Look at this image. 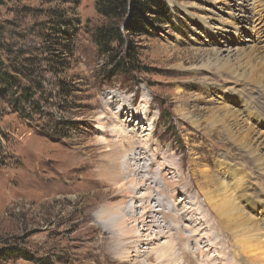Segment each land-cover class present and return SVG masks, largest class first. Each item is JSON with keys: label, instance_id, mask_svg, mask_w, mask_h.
Wrapping results in <instances>:
<instances>
[{"label": "rangeland", "instance_id": "obj_1", "mask_svg": "<svg viewBox=\"0 0 264 264\" xmlns=\"http://www.w3.org/2000/svg\"><path fill=\"white\" fill-rule=\"evenodd\" d=\"M160 1L162 11L154 8L157 12L147 15L158 21L144 25L142 32L121 33L122 42L113 43L109 54H100L93 35L110 22L97 13L96 0H0V76L12 79L9 85L0 84V250L16 248L29 257L0 264H94L92 253L106 246L110 252L103 253L112 264H158L146 258L168 242L176 256L181 252L175 264H187L182 257L186 243L176 246L177 234L180 230L185 236L198 234L184 230V225L176 227L170 217L166 223L171 233L161 229L164 237L150 245L149 239L159 232L154 227L121 240L126 251L119 255L128 256L125 263L116 257L115 238L90 226H95L96 212L107 209L113 215L117 212L110 210L123 204H131L138 218L146 211L140 198L152 192L156 196L159 190L169 197L175 191L174 199L165 202L169 206H178L187 197L193 210L207 214L196 186L202 161L218 176L219 162L234 172L244 171L238 192L247 196L245 210L257 223L264 220V193L256 197V191H264V179L256 173L254 177L238 146L223 135L204 131L201 113L204 109L215 113L224 106L238 109L245 116L240 125L252 124L262 137L259 152L264 156V114L259 113L264 99L257 101L255 93L264 95V89L247 81L234 86L217 81L213 73L191 71L227 46L232 54L249 57L246 75L255 73L252 59L264 60V0L259 7L255 0ZM251 9L254 15L246 19L244 12ZM229 86L233 90L224 92ZM188 116L198 122L196 126L185 121ZM98 138L104 142L98 143ZM127 140L135 142L136 153L142 151L139 164L152 171L151 176L166 175L151 191H137V200L130 202L123 192L128 179L114 181L116 164L124 168L125 160L118 157L117 146ZM125 152L131 151L125 147ZM161 159L167 170L177 169L178 177L156 173ZM127 162L133 163L129 158ZM54 170L70 180L54 186L46 179L54 180ZM249 170L256 179L248 176ZM46 190L56 192L45 200ZM155 205L151 201L150 207ZM175 209L168 212L175 216ZM127 226L132 229L134 224ZM261 234L264 237V231ZM133 241L141 247L137 260L129 249ZM212 241L223 246L219 237ZM203 244L201 249L206 250ZM186 248L190 252L184 254L196 260L194 264L213 263L202 257L196 244ZM211 255L217 260L206 253Z\"/></svg>", "mask_w": 264, "mask_h": 264}, {"label": "bare ground", "instance_id": "obj_2", "mask_svg": "<svg viewBox=\"0 0 264 264\" xmlns=\"http://www.w3.org/2000/svg\"><path fill=\"white\" fill-rule=\"evenodd\" d=\"M254 2L258 4V7L262 6L261 0H255ZM242 10H243V7H242ZM244 14H246L245 16L248 15L246 17V19H248L249 16L254 15V12L251 9L249 12L248 11L244 12ZM252 61L255 62V65H256L255 68L257 71L255 73H251L250 71L251 74L246 75V72H248L246 68L247 67L249 68V65H248L249 57H247V55H244V53L232 54L230 49L227 48V46H224L220 48L218 51H216L214 56H208L206 60L202 62L201 66L191 71L192 72L204 71L207 73H213L217 81L221 80L224 82H229L231 85H234V86L237 84H240L241 82L246 83L247 81V82H251L257 87H262L264 89V60L263 58H261V60L253 58ZM232 90L233 89L229 86V88H226L224 92H229ZM255 93L257 95V98H256L257 101H258V98L264 99V95L261 94V91H255ZM232 107L224 106L221 109L216 110L215 113H209L208 110L206 109L202 110L201 113L204 114L205 116L204 123H206L204 131L207 132V129H208L214 135L216 134L223 135L231 143L238 146L239 150H241V152H244L245 154V156H242V157H244L245 159L247 158L249 160L248 164L250 165V170L254 171V174H253L254 177H256L255 176V173H256L260 176L259 178L263 180L264 179V156H262V154L259 152V140L262 137L258 135V132H255L256 130L252 127V124L250 126L240 125L241 121L243 120L245 116H242L239 113L238 109H234ZM261 108H260V111L262 112H259V113L263 115L264 114V111H263L264 103L261 105ZM203 118H200V119L203 120ZM195 119L197 120L196 116H195ZM185 121L189 125L195 124V126H196V123H198L197 121H194L191 116L186 117ZM243 123L245 122L243 121ZM201 125L199 126L197 125V127L200 128ZM102 126L103 125L99 124L97 128L100 130H103L104 128ZM119 132H120V138H121L122 133L124 132L122 130ZM220 135H219V138H220ZM103 142L104 140L102 138H98V143H103ZM125 143L126 145L122 143L117 146L118 147L117 151L119 154L118 157L122 159L125 158V160L123 163L124 168L121 167V164L120 165L119 163L116 164L115 170H114V173H115L114 181L118 180L119 182H121V181L128 179L127 181L128 186H125L126 184L124 185L125 188L123 192H124V196L126 197V199L128 198L130 202V201L137 200V197H136L137 191L139 190H145V191L150 190L151 191L152 186L156 187L160 185V180L165 181L164 178L166 175L164 176L162 175L161 178L157 176H151L152 171L148 172L149 169L147 170V168L143 166L144 164L143 165L139 164L140 156L139 157L137 156L140 155L142 151L140 152L138 151L139 153L135 152L136 151L135 142L133 143L127 140ZM125 147H127L131 151L129 152L128 155H127V152H125ZM143 154L144 152L142 153V155ZM135 156L137 158H135ZM127 158H129L130 161H133V163L128 164ZM163 160L162 159L160 160L159 169L156 173L161 172V171H167L168 175H171L174 178L175 176L178 177L177 175L178 171H176L177 169L170 167L167 170L166 169L167 165H165L166 162ZM206 162L207 161H202V165L197 168V176L200 179V181L196 182V186H197V189L199 190L198 194L201 196V199L205 203L204 207H206L207 209V214L204 215L203 213H199L200 211L197 208H194L193 210L192 209L193 202L192 200L190 201L189 199H187V197L182 199V201L179 200L178 206L176 205V203H172L173 206L172 205L169 206L165 202L167 199H172V200L174 199L173 194L175 193V191H171L173 193L169 197L164 192L165 190L164 191L159 190V192L156 191L157 192L156 196H154L152 192L140 198V201L143 203L142 208L146 211L140 216H138V218H136L134 208L132 207L131 204L129 207H126L125 206L126 204H123L122 206L120 205L117 208V210H112V211L110 210L111 214L113 212H117L116 214H113V215H109L108 213L109 211L107 209L99 210L98 212H96L95 215L97 216L94 217V219L96 218V220L94 219L92 220L94 221L95 226L91 225L90 229L93 231H97L98 229L102 228L100 231V234L106 233L110 235L111 237L115 238L116 244L112 246L115 251V254H117L116 257H118V259L121 260V263H125L124 260H126L128 256L119 255L120 254L119 251L123 252L125 250L124 249L125 245H123L121 240H125L126 237H128V234L130 233L132 234V237H133V234L139 235L138 231L140 230L143 231L145 229V231H149V230L151 231L152 229L151 227H154L159 232L152 239L151 238L149 239L147 243L148 245H150L151 243H153V241H157V239H162L164 237V235L161 232V229H164V230L168 229L169 232H167V234L171 233L170 232L171 230L169 229V227H167V223H166L167 218L169 219L170 217L171 218L170 221L172 220L173 223L176 222V225H178V226L175 225L176 227L182 228L184 225V230L189 229L188 231H190L192 229L193 230L195 229L194 233L198 234L197 236L200 238L199 239L198 237H194L192 233H191V236L190 235L185 236L184 234H182L180 230V233L177 234V239L179 240H178V243L176 241V244H177L176 246H179L184 242L186 243V247H188L189 244L191 245L192 243L196 244L197 246L196 249L199 251L202 257L207 258L208 260L207 262L211 263V261H213L212 264H218L217 261H220V264H227V262L232 261V264H264V237L261 234V232L264 231V220H261L263 224L262 223L259 224L255 220H253L252 219L253 217L251 218L252 214H250L249 216V212L246 211L244 207V203L247 201V198H246L247 196L244 195L243 191L239 195V192H240L239 190H241L239 189V186L241 187L240 182H243L241 180L242 178H245L244 171H242L241 174L240 172L238 173L236 171L234 172L229 168L228 164H227L228 167L226 168L225 165L219 162L218 164H216V167H215L216 170L220 172V175L218 176L217 173L214 174L211 171H209V169H207ZM203 167L205 168L203 169ZM54 172H55L54 180L52 178L51 179L46 178L47 180L51 181L54 186L57 185L58 183H61V181L64 182L66 180H70L71 178L69 176L67 177L58 176L56 170H54ZM141 173H143L144 175H141ZM251 174L252 172L250 173V175L248 174V176H250L252 180L256 179ZM138 175H141V176L139 177ZM225 176L227 178H231L233 182L232 183H230L229 181L226 182ZM175 180H177V178ZM166 184H168V182ZM259 186L261 187V185ZM55 192L56 190H54L53 192H51L50 190L49 192H47L46 190L45 192H43L42 197L46 200L50 195L55 194ZM260 192L264 193L263 189L261 191L260 190L256 191V197L257 196L259 197ZM190 199L192 198L190 197ZM151 201H154V204L156 205L153 207H150ZM250 202H253V201H250ZM154 208L159 209V210H155ZM173 208L174 209L176 208L174 210V212L176 211L175 216L174 215L172 216L170 214L171 212L170 209H173ZM111 216L115 217L112 221H111ZM111 222H112L111 229L114 230L113 233H110L111 229L108 228ZM127 224L129 225L134 224V227H132V229H129ZM211 227H212L213 232H211L210 230ZM176 229L174 232H177V230L179 231V229L177 230ZM207 234H210L211 236L206 237ZM213 237H219V242L220 244H222L223 242V246L215 244L212 241ZM203 238L206 239L204 244H203ZM140 244H141V241H140ZM202 244L205 246L204 248H206V250L204 249L205 251L201 249ZM129 245H130L129 249H131L132 252H134L133 254L135 257L134 259L137 260V258L139 257V253H140L138 249L141 247L139 246L137 241H133ZM172 245L170 244V242L163 244L160 247L159 252L151 255V257L149 258H146V262H149L152 260L155 262L159 261L158 264H175L174 260L177 259V257L181 255V252H180V255L178 254L176 256L175 251H174L175 249L172 247ZM186 247L184 251L180 247L178 248V250L179 251L181 250L185 253V251H189L188 248ZM91 248H92L91 250L95 251V247H91ZM100 249H101L100 253L98 252L92 253L93 258H94V264H112L109 261V256L106 253H103V252H110L109 251L110 249H108L107 246L105 248H100ZM208 251H210L211 254L217 257L216 258L217 260H214L212 258V255L210 257L206 256V253ZM184 253L182 254V257L186 261V263L194 264L196 260L194 261L192 258H186L187 256ZM219 256L221 257L219 258ZM96 257L98 258L95 259ZM135 264H137V262ZM138 264H141V263H138Z\"/></svg>", "mask_w": 264, "mask_h": 264}, {"label": "trees", "instance_id": "obj_3", "mask_svg": "<svg viewBox=\"0 0 264 264\" xmlns=\"http://www.w3.org/2000/svg\"><path fill=\"white\" fill-rule=\"evenodd\" d=\"M95 6L97 13L110 22L108 25L97 28L93 35V42L100 54H109L113 43L122 42L123 33L144 31V25L159 20H150L147 15L157 12L154 8L160 12L163 9L160 0H96ZM157 14L160 18V13ZM119 66L124 68L122 63ZM11 82L12 79L8 75L0 76V84L9 85ZM11 258L28 259L29 257L27 253L16 248L0 250V261Z\"/></svg>", "mask_w": 264, "mask_h": 264}]
</instances>
